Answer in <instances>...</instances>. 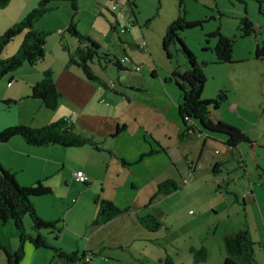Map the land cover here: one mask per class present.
Masks as SVG:
<instances>
[{"label": "rangeland", "instance_id": "1", "mask_svg": "<svg viewBox=\"0 0 264 264\" xmlns=\"http://www.w3.org/2000/svg\"><path fill=\"white\" fill-rule=\"evenodd\" d=\"M41 1L9 0L0 7V34L37 9ZM45 9L34 23L37 31L47 33L44 59L32 67L36 71L46 68L53 79L63 73L68 57L60 44V31L71 54L78 45L65 31L71 20L83 37L95 41L100 57L127 56L131 63L124 64L126 70L110 64L104 67L105 61L97 57L89 63L101 80L113 83L112 89L101 87L107 94L95 101L97 147L61 148L66 167L43 178L52 191L36 198L41 199L48 217L57 221L58 239H53L50 229L34 230L29 216L23 219L25 233L33 237L42 233L50 242L64 239L74 246L88 242L87 250L104 239L99 255L95 249L82 261L69 264H93L95 257L106 252L134 264H171L168 258L172 264H199L193 251L205 248L217 254L225 233L246 224L252 230L259 216L249 197L254 186L264 201V56L256 57L257 48L264 46V0H53ZM179 16L198 22L178 33L206 77L201 99L217 103V108L209 106V117L245 133L247 141L236 148L227 144L225 134L202 129L199 134L197 123L195 134L181 135V92L172 72H184L188 61L180 43L170 44L171 58L162 48L169 24ZM245 18L252 28L248 34L242 25ZM220 36L232 42V62L217 61L214 48ZM23 40L24 33L17 35L2 58L17 54ZM133 66L141 71L135 72ZM22 67L18 73L28 66ZM73 70L82 72L77 67ZM11 75L0 79V95L9 91ZM102 130L112 135L102 139ZM221 157L225 160L216 169L214 160ZM87 161L89 183L82 184L73 174ZM166 181L178 189L169 195L159 192V185ZM104 199L122 209L129 207L131 224L120 218L93 224ZM150 215L160 223L158 229L135 224L134 217ZM10 225L13 237L6 228L0 240L9 250L11 245L16 250L18 231L12 221L9 229ZM28 248L39 253L33 257ZM22 249L19 264H44V251L53 253L54 262L64 264L55 251L35 248L28 239Z\"/></svg>", "mask_w": 264, "mask_h": 264}, {"label": "trees", "instance_id": "2", "mask_svg": "<svg viewBox=\"0 0 264 264\" xmlns=\"http://www.w3.org/2000/svg\"><path fill=\"white\" fill-rule=\"evenodd\" d=\"M50 1L53 0H42L37 9L31 11L19 23H16L3 34H0V79L8 73H13L23 64L35 66L44 59V45L47 33L37 31L34 28V23L45 13V5ZM8 2L9 0H0V7L6 6ZM72 7L76 10L74 3H72ZM197 24L198 22H189L184 17L179 16L169 24L162 40V48L169 58H171V53L169 52L170 44L172 42H178L181 44L182 50L188 61V68L184 72L178 70L172 72L175 84L181 92V103L179 105V114L183 125L180 129L181 135L190 136L195 134V124L197 123L200 127L199 134H202V130L225 134L227 136V144L230 147H236L240 142L247 141L245 133L221 120H213L209 117V106L215 104L217 108V103L215 100L201 99L206 77L201 65L197 63L194 55L187 49L178 33L184 29L194 27ZM242 25L245 33L248 34L252 29L249 20L247 18L242 20ZM130 27L132 26L130 25ZM127 28L125 31L129 29ZM65 31L78 41L75 51L71 54L62 41L61 34L60 44L63 50L67 51L68 65L80 68L88 81L105 89H109L111 83L108 85L101 80L91 69L89 63L97 57L99 60L103 59L105 61L104 67L110 64L115 66L118 70H126L124 65L121 64L120 59L116 57L111 58L109 54H104L103 57H100L98 45L89 37H83L78 32L73 20L70 21ZM21 33H24V40L17 54L10 58H2L1 54L5 47ZM214 51L218 62H232V42L230 40L220 36ZM263 56L264 46L258 47L256 57L263 58ZM155 74L153 70L151 75L155 76ZM112 91L117 92L116 90ZM29 96L30 98L40 100L45 108L49 110H55L57 108L60 93L57 90L51 71L46 70L43 72L41 80L31 87ZM2 103L9 106L11 103H14V101L5 100L2 101ZM123 129L124 126L122 128L117 127L116 133L113 136L119 134ZM15 136L24 139L28 145L36 147L58 145L65 148H74L86 144H95L91 137L76 133L73 124L63 118L37 128L23 124L6 127L0 131V143H5ZM43 181L44 179L38 180L31 185H20L15 175L0 165V225L12 221L18 231L20 243V246L13 252L6 251L0 243V253L5 255L6 264H19L23 254L22 244L26 239H28L35 248L52 249L58 254V258H60L64 264L83 260L84 252L66 251L62 247L54 246L48 243L41 233L35 237L25 233L23 219L25 216H29L34 230L50 229V233L53 234V239H58L59 228L56 225L57 221L42 219L37 214L31 202V198L42 197L51 193V188L44 184ZM87 183L89 182H84L82 184ZM177 189L176 184L172 181H166L158 187L159 192L165 195H169ZM128 210L129 208H119L112 201L104 199L99 204L98 216L93 224H105L113 218L127 213ZM138 220L142 226L149 230L158 229L160 226L157 219L151 215L138 218ZM224 242L226 248L224 264H254V242L251 240L247 230H239L225 235ZM193 253L195 254V262H204L208 255L205 248L193 251Z\"/></svg>", "mask_w": 264, "mask_h": 264}, {"label": "crops", "instance_id": "3", "mask_svg": "<svg viewBox=\"0 0 264 264\" xmlns=\"http://www.w3.org/2000/svg\"><path fill=\"white\" fill-rule=\"evenodd\" d=\"M61 34H63V31H60V35ZM24 65L25 64L22 66ZM27 66L28 67H24L25 69H23L20 73H18L19 68L12 73L10 78L11 84H7L9 91L0 95V131L6 127L18 124L28 125L34 128L42 127L63 118L73 124L74 129L78 134L82 135V133L85 132L86 137H91L93 142H95V144L92 146L97 147V141L95 139L96 135L99 134H97L98 129H95L93 126L94 120L97 116L94 105L95 101L98 102V98L104 97L107 93L101 91V87L97 84L88 81L82 72L77 73L74 71L73 68L76 66L67 65L65 58L62 66L63 73H61L57 79L54 78V82L56 84L57 90L60 93L61 99L59 100L58 106L55 110H49L45 108L40 100L30 98L29 96L31 93V87L41 80L43 72L47 69L41 68L39 71H36L32 68L33 66L28 64ZM5 100H11L14 101V103L6 106L2 103V101ZM10 107H12L11 110L7 111V108ZM99 133L102 139L112 135L111 133L105 132L103 130ZM61 148L65 147L58 145H50L45 147L31 146L28 145L21 137L15 136L5 143H0V165L4 169L13 173L20 185H31L37 180H42L45 176L48 177L51 175V173L59 172L61 169L66 167L63 159L65 153ZM228 155L231 156V152H228ZM223 160H225L223 157L214 160L216 169L219 168ZM87 165L88 161L82 167L75 168V170H81L88 176L90 170H88ZM258 193L259 192H257L256 187L254 186L251 192L252 196H249L250 200H252L254 203V207L259 212L257 225L251 230L246 224L243 226V229L240 228L239 230H247L250 234L251 240L254 242V264H264V201L259 200ZM79 194L81 195V192ZM246 198L247 196L244 197L245 202ZM31 202L34 205L36 212L42 219L47 221L55 220L48 217L49 214L47 213V210H45V206H43L41 199L34 197L31 198ZM131 218V213L127 212L123 215L113 218L112 220L119 219L122 220L123 223L128 222L131 224ZM134 218L135 224L137 226L145 228L137 219L140 217L136 216ZM6 224L7 225L5 226L8 228L7 231H9V234L13 237V227L11 229L12 225H10L9 229V227H7L9 226V222ZM6 228L4 229V225L3 227H0V235L6 230ZM227 234L230 233H225V235ZM41 235L48 241L49 238L44 236L42 233ZM225 235L223 236L222 244H220L217 250V254H214L212 250L208 249L209 252L206 260L199 264H224V259L226 257V248L224 242ZM103 240V238L98 240V242L94 244L90 250H87L89 249L88 242L85 244V246H74L72 244H68L64 239H62L60 243L50 241H48V243H51L54 246L62 247L66 251H77L79 253L84 252V256H86L87 253H90L95 249H98L97 255H99L103 250V247H105L101 246L104 243ZM1 243L6 251H15V246L13 247V245H11L9 250L7 244H3V241ZM28 252H31V256L33 257H36L39 253V251L36 249L30 250V248H28ZM42 255L46 259L44 264L56 263L54 262L55 259L52 252L48 253V251H44ZM109 255L110 253L106 252V255L95 257L93 261L95 263L93 264H134L128 260H124V257H112ZM169 259L170 258L167 259L168 263L170 262L172 264ZM85 261L90 262V259L85 258ZM0 264H6V257L3 253H0ZM56 264L60 263L57 262Z\"/></svg>", "mask_w": 264, "mask_h": 264}, {"label": "built area", "instance_id": "4", "mask_svg": "<svg viewBox=\"0 0 264 264\" xmlns=\"http://www.w3.org/2000/svg\"><path fill=\"white\" fill-rule=\"evenodd\" d=\"M130 27V25H128V28ZM125 30H121V32H124ZM121 64H125V63H131L130 59L125 56L123 58L120 59ZM135 72H140L141 68L139 66H133L132 68ZM11 82L8 83V85H10ZM110 86H113V83L110 84ZM73 177L76 181L80 182V183H84V182H88V178L85 175V173L81 170L74 172Z\"/></svg>", "mask_w": 264, "mask_h": 264}, {"label": "clouds", "instance_id": "5", "mask_svg": "<svg viewBox=\"0 0 264 264\" xmlns=\"http://www.w3.org/2000/svg\"><path fill=\"white\" fill-rule=\"evenodd\" d=\"M11 82V81H10Z\"/></svg>", "mask_w": 264, "mask_h": 264}]
</instances>
